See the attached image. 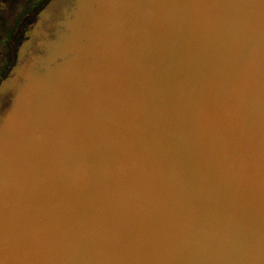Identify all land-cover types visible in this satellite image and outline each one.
<instances>
[{
  "label": "water",
  "instance_id": "95a60500",
  "mask_svg": "<svg viewBox=\"0 0 264 264\" xmlns=\"http://www.w3.org/2000/svg\"><path fill=\"white\" fill-rule=\"evenodd\" d=\"M0 264H264V0H47L0 78Z\"/></svg>",
  "mask_w": 264,
  "mask_h": 264
},
{
  "label": "rangeland",
  "instance_id": "374dc122",
  "mask_svg": "<svg viewBox=\"0 0 264 264\" xmlns=\"http://www.w3.org/2000/svg\"><path fill=\"white\" fill-rule=\"evenodd\" d=\"M42 0H0V76L14 60L16 40Z\"/></svg>",
  "mask_w": 264,
  "mask_h": 264
},
{
  "label": "trees",
  "instance_id": "16d2710c",
  "mask_svg": "<svg viewBox=\"0 0 264 264\" xmlns=\"http://www.w3.org/2000/svg\"><path fill=\"white\" fill-rule=\"evenodd\" d=\"M47 0H42L41 1V3H40V5L38 6V8L34 11V12H36L38 9H40L43 5H44V3L46 2ZM5 75V74H4Z\"/></svg>",
  "mask_w": 264,
  "mask_h": 264
},
{
  "label": "flooded vegetation",
  "instance_id": "af4514ba",
  "mask_svg": "<svg viewBox=\"0 0 264 264\" xmlns=\"http://www.w3.org/2000/svg\"><path fill=\"white\" fill-rule=\"evenodd\" d=\"M5 73H6V71L2 73V75L0 76V78H2V77L4 76Z\"/></svg>",
  "mask_w": 264,
  "mask_h": 264
}]
</instances>
